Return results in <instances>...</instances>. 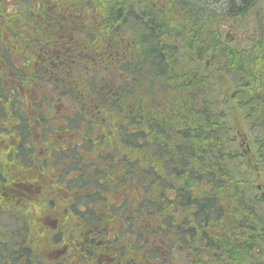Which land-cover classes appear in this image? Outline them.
I'll use <instances>...</instances> for the list:
<instances>
[{
  "label": "trees",
  "instance_id": "obj_1",
  "mask_svg": "<svg viewBox=\"0 0 264 264\" xmlns=\"http://www.w3.org/2000/svg\"><path fill=\"white\" fill-rule=\"evenodd\" d=\"M21 177L47 189L18 211L63 210V264H264V0H0Z\"/></svg>",
  "mask_w": 264,
  "mask_h": 264
},
{
  "label": "flooded vegetation",
  "instance_id": "obj_2",
  "mask_svg": "<svg viewBox=\"0 0 264 264\" xmlns=\"http://www.w3.org/2000/svg\"><path fill=\"white\" fill-rule=\"evenodd\" d=\"M35 186L26 183H17L11 181L9 184L0 183V256L3 257L6 252L1 248L4 244L14 253L23 250L26 256H20L17 259L0 258V264H63L66 257L62 245V225L58 220L63 216V210L57 209V218L51 211L38 213L33 209L32 216L24 215V209L17 210L18 203H23L20 198L27 193H31ZM19 196V198L17 197ZM32 200H25V204ZM53 208L54 205H51ZM25 208V207H24ZM28 222L29 230L19 237L21 231H12L23 219ZM26 249V250H25ZM69 261V258H67Z\"/></svg>",
  "mask_w": 264,
  "mask_h": 264
},
{
  "label": "bare ground",
  "instance_id": "obj_3",
  "mask_svg": "<svg viewBox=\"0 0 264 264\" xmlns=\"http://www.w3.org/2000/svg\"><path fill=\"white\" fill-rule=\"evenodd\" d=\"M139 32V31H138ZM154 56V55H153Z\"/></svg>",
  "mask_w": 264,
  "mask_h": 264
},
{
  "label": "rangeland",
  "instance_id": "obj_4",
  "mask_svg": "<svg viewBox=\"0 0 264 264\" xmlns=\"http://www.w3.org/2000/svg\"><path fill=\"white\" fill-rule=\"evenodd\" d=\"M239 32V31H238Z\"/></svg>",
  "mask_w": 264,
  "mask_h": 264
}]
</instances>
